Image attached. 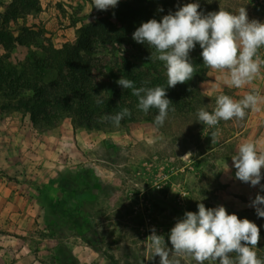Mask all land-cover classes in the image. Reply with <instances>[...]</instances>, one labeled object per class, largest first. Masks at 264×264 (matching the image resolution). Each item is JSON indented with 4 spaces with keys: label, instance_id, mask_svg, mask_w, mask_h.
<instances>
[{
    "label": "rangeland",
    "instance_id": "rangeland-1",
    "mask_svg": "<svg viewBox=\"0 0 264 264\" xmlns=\"http://www.w3.org/2000/svg\"><path fill=\"white\" fill-rule=\"evenodd\" d=\"M39 1V11L26 14L7 24L14 35H18L22 27L30 28L36 33L34 39L22 34V37L26 38L25 42L16 43L10 50L8 58L4 57L5 51L0 46V62L21 61L28 52L39 51V46L46 42L60 46L65 41H74L79 27L93 24L102 17L109 19L114 10V8L106 11L97 10L92 0ZM123 1L128 0H119L118 4ZM185 1L178 6L177 11L188 3H197V0ZM8 3L9 0H0L1 25H4V12ZM199 5L198 11L204 15L220 10L238 13L239 9L244 7L249 21L256 20L264 23V0H200ZM116 37L118 40L113 46L109 44L106 48L97 46L98 53L94 55L96 70L93 72L95 81H108L115 84L117 81L115 75L119 71L118 61L122 58L132 63L138 71L146 72L149 76H155L153 71H156L159 77L167 78L165 64L156 59L153 48L147 44L135 47L126 38L117 35ZM260 55L264 58V48L260 49ZM145 58L147 61L144 60ZM220 81L224 82L223 74L206 66L205 78L197 83L199 94L188 97L187 103L190 100V105L195 109L181 113V107L169 106L170 111L163 126H158L154 122L158 115L157 111L150 113L148 119L125 122L118 127L113 125L110 129H99L107 133H115V130L127 131L131 123H133L132 126L141 124L143 137L135 142L117 144L114 148L113 138L109 136L105 138L106 145L102 144V149L90 150L92 153L86 161L81 159L76 161L75 156L68 161V158L63 156L59 162L51 164L49 161L41 160L46 154L36 152V156L40 159L39 161L37 157L33 158L37 160L33 168L39 170L36 171L37 180L29 187L26 186L25 194L29 196L25 198L24 207L16 201L13 203L14 207L27 209V217L23 223L25 232L23 234L9 232L11 235L8 238L9 241L20 237L27 246V254L32 255L31 257L37 260V264H51L52 247L56 241L53 238H44L41 234L45 233L47 209L55 208L53 206L55 201L53 203L52 200H50L51 206L48 207V198H59L62 195V191L58 189L59 186L57 187L52 180L59 173L72 176L81 168H86L88 175L86 180L93 183L88 190L89 197H85L77 205L78 210L70 225L67 227L63 224L65 231L69 233L63 237V242L78 264H160L159 256L152 259L147 247L149 243L147 238L152 234L151 229L155 228L157 235H163L166 245L171 248L170 230L178 220L184 218L185 208L188 205L197 206L198 203H203L206 208L207 205L211 206L202 193L197 191L192 193L190 188L186 187L187 181L185 182L184 174L193 175L194 162L190 161V164L181 170V147L186 143H197L201 137L205 139L200 143L203 147L210 140L209 135L199 136L198 134L203 129H206V133L212 132L207 125L198 122V110L203 108L213 112L216 107V98L221 94L229 95L236 100L242 99L253 89L260 90L264 94V68L250 86L242 90L235 91V88L224 86V84L218 89L211 87L210 84L220 83ZM2 101L3 99L0 98V104ZM13 116L18 125L32 124L28 114L0 107V125L1 119L10 121L14 118ZM56 125L47 129L34 128L38 133H42ZM231 127H234L233 124ZM17 136L18 134L11 142L7 140V135L0 128V149H5L10 141L8 146L13 153L10 170H4L1 167L3 162L0 163V173L4 174L3 180L8 182L5 184H9L10 187H13L18 171L17 149H21L24 144L18 140ZM21 157L22 160L28 158L29 161H33L29 153H24ZM29 173L27 169L25 175L28 176ZM35 182L37 184H34ZM188 185L191 187V184ZM183 189L188 194L185 193L184 196L187 195V198L183 197L182 200ZM57 205L60 203L55 206ZM261 208H264V205ZM247 210L243 209L238 214H234L240 219L246 218L257 225L264 224V218L259 217L256 210L254 212ZM7 224L12 228L17 221L7 216L4 219V226ZM0 232L5 231L0 229ZM262 249H264V240L260 239L256 251L261 253ZM174 259H178L180 264H196L190 256L174 257ZM204 264H210V262L205 261Z\"/></svg>",
    "mask_w": 264,
    "mask_h": 264
},
{
    "label": "trees",
    "instance_id": "trees-1",
    "mask_svg": "<svg viewBox=\"0 0 264 264\" xmlns=\"http://www.w3.org/2000/svg\"><path fill=\"white\" fill-rule=\"evenodd\" d=\"M185 2L123 1L114 8L109 19L102 17L93 24L79 27L74 41H65L60 46L46 42L39 46V51L28 52L21 61L0 62V98L3 99L0 107L28 114L36 129L53 127L63 118H68L74 127L110 129L113 124L104 121L103 117L114 116L124 108H128L132 114L122 119L120 125L148 119L149 114L157 112L158 109L151 108L147 114L138 109V97L132 95L131 89H123L117 83L94 80V55L98 53V45L103 48H106L107 44L113 46L118 40L116 35L129 40L132 46L144 45L133 39L136 29L150 19L160 22L165 15L174 14L178 6ZM197 3L200 4V0H197ZM39 10V0H9L4 12V25L0 24V46L5 51L4 57L8 58L16 43L25 42L26 38L22 37V34L30 39H34L36 34L30 28L22 27L19 34L14 35L7 24ZM201 52L202 49L197 43L189 54L196 69L194 76L186 83L177 84L175 89L167 88V78L159 77L156 71H153L155 76H149L146 72L138 71L132 63L123 58L118 61L119 71L115 78L132 80L136 87L163 86L167 88V98L172 102L170 106L181 107V113L193 111L195 108L190 105V100L187 103L188 97L199 94L197 83L205 78L206 65L203 64ZM144 60L147 61V58ZM98 99L102 101L101 104H97ZM87 176L86 168H81L72 176L59 173L52 180L59 186L62 195L59 198H48V207L55 201V208L47 209L49 217H45V233L41 234L44 238H53L56 241L52 247L51 264H78L63 242V237L69 235L64 225H70L78 210L77 205L85 197H89L88 190L93 183L86 180ZM57 203L60 205L55 206ZM207 208L212 207L207 205ZM188 211L198 212V207L188 205L185 212ZM64 218L68 221H64ZM257 226L260 239L264 240V224ZM257 253L259 258L264 259V249Z\"/></svg>",
    "mask_w": 264,
    "mask_h": 264
},
{
    "label": "clouds",
    "instance_id": "clouds-1",
    "mask_svg": "<svg viewBox=\"0 0 264 264\" xmlns=\"http://www.w3.org/2000/svg\"><path fill=\"white\" fill-rule=\"evenodd\" d=\"M119 0H92L97 10L115 8ZM199 3H188L174 14L165 15L160 22L156 19L142 23L133 33L137 43L147 44L155 50L156 59L164 62L167 88L190 81L196 71L190 59V52L198 43L202 49L203 64L223 74L229 87L244 88L250 85L264 68V58L260 49L264 48V23L249 21L246 9L238 13L226 10L204 15L198 11ZM161 11L163 9H160ZM151 59V57H150ZM116 83L123 89H131L138 97L137 108L145 114L149 109H158L155 124L163 126L172 103L166 95L167 88L136 87L134 82L121 77ZM264 96L257 89L236 100L226 94L218 95L213 112L203 108L198 110V122L214 128L218 123L232 119L243 120L247 110H259ZM97 100V104H101ZM174 110V109H171ZM128 108L114 116L103 117L104 121L119 126L122 119L131 116ZM216 133H212V142ZM237 169L235 176L251 186L260 184L264 169V150L256 143L244 142L232 156ZM264 188V186H261ZM257 215L264 218V197L257 195L252 202ZM198 212H185L170 230L171 248L166 245L163 235H157L155 228L147 247L152 259L160 258V264H180L174 257L190 256L196 264H264L256 251L260 240L258 226L248 219H240L236 214H228L224 206L206 208L198 203ZM234 254V255H233Z\"/></svg>",
    "mask_w": 264,
    "mask_h": 264
},
{
    "label": "crops",
    "instance_id": "crops-1",
    "mask_svg": "<svg viewBox=\"0 0 264 264\" xmlns=\"http://www.w3.org/2000/svg\"><path fill=\"white\" fill-rule=\"evenodd\" d=\"M214 84L210 85L215 89L220 88L222 84L228 86L223 81ZM236 89L242 90V88H235V91ZM258 91L261 96H264L260 90ZM171 123L173 122L171 121ZM132 124L127 131L119 132V130H115V133H107L101 130L74 127L68 118H63L54 128L38 133L32 124L24 125L25 127L18 125L15 117L11 118L10 121L1 119L0 128L7 135V140L12 142L14 136L18 134V140L24 144L22 143L21 149H17L19 163L17 164L18 171L13 187L5 184L8 182H4V177H2L4 174L0 173V229L5 231L0 232V264L38 263L37 260L31 257L32 255L27 254V246L20 237H15L12 241L8 239L11 237L9 232L18 234L25 232L23 223L27 217V209H20L19 206L14 207L13 203L16 201L24 207L25 198L29 196L25 194L26 186L29 187L32 182L37 180L35 176H38V173H36L38 169L33 168L37 164V160L33 159L37 157L36 152L46 154L41 160L49 161L51 164L52 162H59V159H62L63 156H66L68 161H70L69 158L74 156L76 161L79 159L86 161L92 153H90V150L102 149V144L106 145L105 138L109 136L113 138L114 148L117 147V144L135 142L142 138V125L132 126ZM231 124L234 127H231ZM211 129V133H206V129L198 133L199 136L209 135L208 144L201 147L200 143L205 140L201 137L197 143H186L185 146L181 147V170L190 164V161L194 162L192 166L193 175L184 174L185 182L187 181L186 187L190 188L192 193L197 191L207 197V201L212 208L224 206L228 213L233 212V214H238L243 209L254 212L256 207L253 206L252 202L257 195L262 197L264 195V188L261 187L264 186V169L261 172L260 184L251 186L250 182L245 183L236 178L237 169L233 165L232 156L237 154L240 144L249 141L256 143L259 150H264V102L259 105V110H247V115L243 120H222ZM213 132L216 133V136L212 142L211 134ZM9 144L10 141L5 149H0V163L3 162L1 167L6 171L11 169L13 159ZM40 147L42 149H39ZM148 149L153 148L148 147ZM24 153H29L33 161H29L28 158L22 160L21 155ZM26 166H28L27 169L30 172L28 176L25 175ZM34 184H37V182ZM188 184H191V187ZM182 191L188 194L184 189ZM185 196L183 197L187 198V195ZM7 216L13 221H17V224L12 225V228L9 227V224L4 226V219Z\"/></svg>",
    "mask_w": 264,
    "mask_h": 264
},
{
    "label": "built area",
    "instance_id": "built-area-1",
    "mask_svg": "<svg viewBox=\"0 0 264 264\" xmlns=\"http://www.w3.org/2000/svg\"><path fill=\"white\" fill-rule=\"evenodd\" d=\"M184 194H185V192L182 191V192H181V199L183 198ZM182 200H183V199H182Z\"/></svg>",
    "mask_w": 264,
    "mask_h": 264
}]
</instances>
